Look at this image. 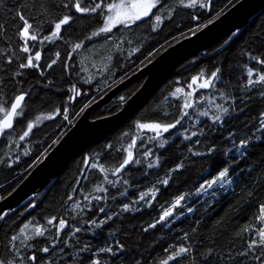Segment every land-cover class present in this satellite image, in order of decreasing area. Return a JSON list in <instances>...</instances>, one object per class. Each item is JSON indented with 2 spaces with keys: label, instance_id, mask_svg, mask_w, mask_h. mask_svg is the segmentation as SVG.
Here are the masks:
<instances>
[{
  "label": "trees",
  "instance_id": "obj_1",
  "mask_svg": "<svg viewBox=\"0 0 264 264\" xmlns=\"http://www.w3.org/2000/svg\"><path fill=\"white\" fill-rule=\"evenodd\" d=\"M235 1L214 0L209 12L201 9L198 4L188 8L180 5L178 0H166L174 11L171 18L167 16V8L158 13L164 19L155 30L152 27L154 20L146 19L130 29L120 31L122 26H117L110 34L88 40L86 37L103 26V17L63 8L62 5L68 0H2L0 93L4 100H8L19 94L20 90L31 92V97L27 99L26 115L19 123L14 122L10 139L18 140L28 120L41 113L49 114L58 107L62 110L67 105L68 117L74 119L93 98L103 95L104 92L100 93L102 90L138 70L149 53L157 55L162 48L179 40V37L196 31L197 24H207ZM18 12L29 19L33 25L30 31L38 36L37 41L28 40L30 53L21 51L24 41L18 33L22 30L23 21L17 17ZM66 14L73 15L74 21L62 28V38L43 40L44 36L51 33L54 22ZM106 35H111L112 39L105 42ZM229 37L182 62L134 117L75 157L44 197L35 198V201L38 200L35 207L29 209L28 204L13 211L0 227V256L12 259L5 247L8 240L24 223L32 221L48 229L44 237L28 241L34 245L32 249L25 250L21 246L25 257L33 251L36 253V264H91L92 259H99L101 264H137V261L139 264H159L167 255L164 249L169 246H186L191 249L190 253L179 258V264H260L252 258L260 254V249L244 257L239 253L255 237L257 230L264 227V222L257 218L260 205L264 204V128H259L262 119L260 113L264 112V97L260 91L264 90V86L257 85L252 90L245 87L246 66L264 71V66L256 64L253 59L264 58V9L231 40ZM125 39L131 43L124 42ZM81 41L85 45L96 41L103 44V51L109 52L112 58L106 70L94 69L92 76L90 69L82 70L79 51H72L74 44ZM120 43L122 49L118 50L116 45ZM133 48L139 50L129 55ZM36 51L42 53L39 62L42 67L20 69L19 64L25 62L28 55L34 56ZM56 52H60L61 57L56 65L48 69L47 64L56 58ZM68 53L72 56L70 60ZM9 55L14 56L11 63L7 60ZM217 67L221 72L214 88L198 91L188 88L192 77L198 76L201 71L208 77ZM17 72L21 75H16ZM87 74H90V78H87ZM143 81L141 79L130 84L113 99L94 109L90 117L98 119L119 111L124 101L136 93ZM73 86L81 94L69 103L68 97L72 93L69 89ZM177 88L183 91L172 95ZM190 91L193 92L191 99L196 102L195 107L188 109L189 117H185L176 129L153 139L155 135L150 130L137 127L138 123L145 122H173L180 115V108ZM220 92H224L228 98L221 97ZM216 104L229 108V112L221 114L215 108ZM204 111L208 112V116L200 115ZM215 115H222V120L214 122ZM69 123L63 115L46 120L34 128L33 134L25 141H19V146L12 144L9 147V138L0 137V160L3 161L0 162V196L5 197L13 192ZM193 133L196 135L193 136ZM229 133L232 135L229 136ZM246 137L252 139L247 148L242 149L246 155L241 157L233 145ZM133 139L136 140L134 157L140 163H133L121 173L113 175L111 170L124 158L125 149ZM161 140L167 141L163 147H160ZM213 144L217 150L210 155L206 150ZM149 149L152 154L146 157L144 153ZM90 156L95 157L94 162L103 164L109 171L102 173L98 169H85V158ZM179 163L184 166L173 171ZM150 164L152 167H149ZM224 166L230 169V184L224 187L214 185L207 192L196 191L205 179H210ZM82 172H86V180L82 179ZM105 174L108 179L116 182L115 186L107 184ZM165 178L169 180L167 185L160 183ZM77 180H82V183L77 184ZM97 185L108 191L96 192ZM73 188L77 189L75 193ZM155 188L159 189L156 198L153 199L151 195L146 197V201L151 200V206L138 200L141 193ZM70 195L71 200L68 199ZM85 195L89 197L88 200L84 199ZM181 195L185 198L176 207L173 216L156 228L144 230L158 219L163 208L171 206ZM96 196L102 199H93ZM124 204L131 205L128 211L123 210ZM189 207L193 209L192 212L187 211ZM100 208H104L105 212H99ZM106 214L112 219L104 225L96 227L89 223L93 219L98 221ZM51 216H63L69 221V226L60 234L54 254L51 248L52 241L56 240V229L47 225L46 220ZM246 226L248 231H244ZM75 228L81 231L75 232ZM117 241L124 245L119 254L113 256L98 251L109 245L115 250ZM16 243L20 246L19 241ZM85 245H88V249L82 251ZM44 246L50 247V253L39 251ZM60 248L64 249L63 253ZM26 264L30 262L26 260Z\"/></svg>",
  "mask_w": 264,
  "mask_h": 264
},
{
  "label": "snow or ice",
  "instance_id": "obj_2",
  "mask_svg": "<svg viewBox=\"0 0 264 264\" xmlns=\"http://www.w3.org/2000/svg\"><path fill=\"white\" fill-rule=\"evenodd\" d=\"M0 3H2V0H0ZM178 3L184 7L192 8L196 7L197 4L201 9H205L207 11H211L214 5V0H187V3L185 0H178ZM65 9H74L76 13L80 14H97L99 16L103 17V26L100 27L97 31H93L91 33V36L86 37V39L91 40L92 37L100 36L101 34H110L112 33L113 29L116 28L118 25L122 26L123 28L130 29L133 25H137L138 23L144 22L146 19H152L154 20V24L152 25L153 30L158 28L160 24L163 22L164 17L161 14H158L160 12H163L164 9H168L167 16L168 18H171L172 13L174 11L173 8L169 7V5L166 3V0H112V2H108V0H68L67 3H64L62 5ZM155 10V11H154ZM17 17L23 21L22 24V30L19 31V36L23 39L24 45L21 49L23 53H30L31 49L28 46V40L37 41L38 36L36 34H32L30 31L33 28V25L29 22V19H26L25 16L21 13H17ZM198 19V18H197ZM74 21V16L71 14H66L61 17H59L53 24L52 31L48 36H44L43 40L46 41H54L55 39L62 38L61 36V30L64 26H69ZM213 21H209V23H212ZM206 26V25H205ZM2 27V26H0ZM197 28H199V24H197ZM239 29H237L235 32L232 33V36H235ZM193 35H195V32H192ZM232 37L230 36L229 39ZM112 39L111 35L105 36V42L110 41ZM124 42L131 43V41H127L126 39ZM227 43V41H225ZM83 47V41L74 44L72 47V51L75 52L76 50ZM117 49H122V43L116 45ZM139 49L133 48L129 55L132 53L138 51ZM4 51H8L5 49ZM152 53H149V56H151ZM56 58L52 59L50 63L47 64V68L51 69L54 65L57 64L58 60L61 57L60 52L55 53ZM68 59H72L71 53L67 54ZM14 56L9 55L7 57L8 63H11ZM42 59L41 53L39 51H36L34 56L28 55L26 57L25 62L19 64L20 69H37L41 68L42 66L37 64L36 62L40 61ZM109 60L111 57L108 58ZM253 59L256 61V64L264 66V58L261 57H253ZM65 67H67V63H65ZM221 72V69L217 67L214 71L210 73V75L207 78H204V73L201 71V73L198 74V76L192 77V83L188 85V88H192L193 84H196L198 80L202 79L203 82L199 83L198 87L201 89H208V88H214L215 82L220 79L219 73ZM246 72H247V83L245 85L246 88L249 90L254 89L257 85L264 86V71L261 69L255 68V67H247L246 66ZM16 75H21L20 72H17ZM41 75H43V71L41 72ZM90 82V81H86ZM72 95L68 97V102L71 103L77 96H79L81 93L78 89H76L75 86L71 89ZM182 88H177L172 95H176L177 93L182 92ZM221 97H224L227 99L228 97L225 95L224 92H220ZM260 95L264 97V90L260 91ZM193 92H188L186 94V99L183 103V105L180 108V115L174 119L173 122L170 123H160L157 121L153 122H145V123H138L137 127L141 130H150L155 133V137H161L164 133H169L170 130L176 129L178 125H181L182 120L185 117H189L188 109H193L195 107V101L192 100ZM31 97V92L20 90L19 94H16L12 96L8 100H4L2 93H0V137L9 138V147H11L12 144H16L19 146V141H25L26 138L30 137L33 134L34 128H36L38 125H40L44 120H50L53 119L56 116L63 115V118L65 121L68 120V112L69 109L67 107L63 108H56L53 112L49 114H43L37 115L34 120H28L26 123V126L21 134L18 136V140H11L10 136L12 135V132L10 130L14 129V122L19 123L21 118H24L26 113L25 109L28 107L27 99ZM204 99L205 97H201ZM120 99H124L121 97ZM215 108L221 113V114H227L229 112V108L224 107L223 105L216 104L214 105ZM243 111V109H240ZM200 115L202 116H208V112L204 111L201 112ZM261 120L259 121V128H264V112L260 113ZM222 120V115H215L213 116L214 122H219ZM193 136L196 135V133L192 134ZM232 133H229V136H231ZM190 137H185V139H189ZM256 139H261V137H255ZM252 137H246L239 139L238 143H234V148L237 153L241 157L245 156L246 153L242 151V149H246L247 146L250 143V140ZM166 140L160 141V147H163L166 143ZM199 143V141H197ZM136 144V140L133 139L132 142L128 145L127 149H125L126 155L121 160L119 165L112 169V174L116 175L118 173H121L122 170H124L127 166L132 165L133 163L139 164L140 160L135 159L134 153H133V147ZM107 147L111 148V145H108ZM216 145H210L207 148L208 154H213L216 152ZM27 155V153H24ZM151 150L145 151L144 155L147 157L151 155ZM199 155V153H197ZM224 155H227V153H224ZM16 159L18 160L19 157L17 156ZM95 157H86L84 161L85 169L87 168H93L98 169L102 173H107L109 171L108 169H105L103 164L94 162ZM0 162H3L0 160ZM226 163V162H225ZM11 166V165H9ZM183 163H179L176 165V168L173 169L179 170L183 167ZM149 167H152L150 164ZM82 179L86 180L87 174L86 172L81 173ZM230 177V169L227 166L219 168V170L216 172L214 176H212L210 179H205L199 186V188L196 189L197 192H207L208 189L213 188L214 185H219L220 187H224L225 184H230L231 180ZM104 180L109 185L115 186V183L113 180L108 179L107 174L104 176ZM82 180H77V184H81ZM125 184L128 183L127 180L124 181ZM160 183L167 185L169 183V180L165 178L164 180L160 181ZM82 190V189H81ZM77 191L76 188H73V192L75 193ZM96 192H107L108 189L105 187H102L101 185H97L95 187ZM159 191L158 188L150 189L148 192H143L139 195L138 200L144 201L148 206H151V200L146 201V197L151 195L153 199L156 198V194ZM123 195V193H120ZM4 197L0 196V199H3ZM184 196H178L174 203L167 207L162 209V213L159 215L158 219L155 220L154 223H151L145 228L144 230L147 231L149 228H156L157 225L161 224L162 222H166L169 217L173 216L174 210L177 206L181 205V202L184 200ZM69 200L72 199V196L70 195L68 197ZM85 200H88L89 197L85 195ZM93 199L100 200L102 197L96 196L93 197ZM115 199V197H113ZM28 207H35L34 204H29ZM77 207H79V204H77ZM131 205L124 204L123 210L128 211L130 209ZM188 212H192L193 209L189 207L187 209ZM99 212L104 213L105 209L100 208ZM7 212H0V220H3L5 216L7 215ZM181 215H183V212H181ZM260 221L264 222V204L260 205L259 208V216L257 217ZM112 217L109 215H105L103 218L99 219L98 221L93 219L89 221V223L95 225L96 227H100L107 223L108 220H111ZM47 225L54 226L56 229V240L52 241V248L51 251L54 254L55 248L58 247L57 241L60 239V234L63 230L66 229V227L69 226V221L63 217V216H51L49 218H46ZM31 228V233H29V229ZM46 231L48 229L44 225L36 224L32 221H29L27 223H24L20 228L19 231L16 234H13L10 239L8 240L6 247V250L9 252V254L12 256V259H6L0 256V264H26V260L30 262V264H36L37 262V255L33 251L31 255H28L27 257L24 256V254L21 252V246L25 249H32L34 245L29 244L28 241L33 240L35 237H44ZM75 232H80V228H75ZM244 231H248V226L245 227ZM185 238H187V234H185ZM17 241H19V245H17ZM88 245L84 246L83 250H87ZM124 249V245L121 244L119 241L116 242L115 250L113 246L109 245L108 247H103L98 249L99 252L109 253L113 256L119 254ZM256 249H260L259 255H254L252 258L255 261H259L260 264H264V227H260L255 237L250 239L243 252L239 253L240 256L244 257L247 256L249 253H253ZM40 252L43 253H50V247L44 246L39 249ZM64 249L60 248V252L63 253ZM165 253H167L166 257L159 261V264H170V262H174V264H179V258L185 254H188L191 252V249L186 246H180L179 248H172L169 246V248L164 249ZM211 253V250H209ZM18 258V259H17ZM91 264H101V261L99 259H92ZM137 264H139V261H137ZM194 264V262H193Z\"/></svg>",
  "mask_w": 264,
  "mask_h": 264
},
{
  "label": "water",
  "instance_id": "obj_3",
  "mask_svg": "<svg viewBox=\"0 0 264 264\" xmlns=\"http://www.w3.org/2000/svg\"><path fill=\"white\" fill-rule=\"evenodd\" d=\"M263 9L264 0L235 1L224 8L225 11L223 10L222 14L215 16L211 20L212 23L208 22L206 26L196 30L195 35L190 33L172 43L138 70L105 89L103 95L93 98L78 119L58 136V141L29 170L13 192L0 199V212L8 213L3 220H0V227L13 211L28 204L35 205L38 201H35V198L38 196L40 199L43 198L75 157L130 120L182 62L229 35L233 38V32L245 28L250 20ZM141 79L144 81L140 88L124 101L119 111L98 119L90 117L94 109ZM31 208L33 207H29Z\"/></svg>",
  "mask_w": 264,
  "mask_h": 264
},
{
  "label": "rangeland",
  "instance_id": "obj_4",
  "mask_svg": "<svg viewBox=\"0 0 264 264\" xmlns=\"http://www.w3.org/2000/svg\"><path fill=\"white\" fill-rule=\"evenodd\" d=\"M224 10V9H223ZM223 10L221 11V12H219L218 14H222L223 13ZM225 11V10H224ZM215 18V17H214ZM206 24V23H205ZM204 24V25H205ZM204 25H200L199 24V27L201 26H204ZM119 26V25H118ZM196 27H197V25H196ZM124 29H126V28H123V27H121V29H120V31H123ZM199 29V28H198ZM197 29V30H198ZM101 35H104V34H101ZM187 36V35H186ZM182 37H185V35L184 36H182ZM182 37H179V39H181ZM102 38V37H101ZM101 40V39H100ZM102 45V46H101ZM103 44L100 42H98V41H96V42H92V43H90V44H88V45H85V44H83V47L82 48H80V49H78V51H79V53H78V58H79V60L81 61V68H82V70L84 71V69L85 70H87V69H92L91 70V76H92V73H94V69L95 70H98V69H102V70H106V68H107V64L109 63V61L110 60H112V58L109 60L108 58L110 57L109 55V52H106V51H103ZM40 53H41V51H39ZM153 55V54H152ZM148 56L144 61H142L141 63H140V67L141 66H143L144 64H146L148 61L147 60H149V61H151L152 59H154L155 57H156V55H154V56ZM41 57H42V53H41ZM151 58V59H150ZM147 61V62H146ZM39 62L40 61H38V62H36L37 64H39ZM143 64V65H142ZM99 65V66H98ZM85 66H86V68H85ZM85 73V72H84ZM88 76H87V78H90V74H87ZM204 78H207L206 76H204ZM203 82V80L202 79H200V80H198L197 81V83L196 84H193V86H192V88H190V90H195V91H198L199 89H201V88H199L198 87V85H199V83H202ZM190 83H192V82H190ZM189 83V84H190ZM108 88V87H107ZM107 88H105V89H107ZM72 89V88H71ZM71 89H69V92H72L71 91ZM105 89L104 90H102L100 93H102L103 91H105ZM99 93V94H100ZM71 95H72V93H71ZM96 97V96H95ZM65 107H67V105H65L64 106V108ZM82 111V109L79 111V114L80 113H82L81 112ZM78 116V114L76 115V117ZM75 117V118H76ZM35 119V117H33L32 119H30V120H34ZM69 120V122L71 121H73L74 119H68ZM44 121H46V120H44ZM43 121V122H44ZM42 122V123H43ZM70 122V123H71ZM27 123V122H26ZM41 123V124H42ZM69 123V124H70ZM40 124V125H41ZM69 126V125H68ZM67 126V127H68ZM25 128V127H24ZM24 130V129H23ZM141 130V129H140ZM64 131V130H63ZM62 131V132H63ZM151 133H153L154 135H155V133L154 132H152L151 131ZM45 155V154H44ZM44 155H43V157H44ZM42 157V158H43ZM41 158V159H42Z\"/></svg>",
  "mask_w": 264,
  "mask_h": 264
},
{
  "label": "bare ground",
  "instance_id": "obj_5",
  "mask_svg": "<svg viewBox=\"0 0 264 264\" xmlns=\"http://www.w3.org/2000/svg\"><path fill=\"white\" fill-rule=\"evenodd\" d=\"M195 32V31H194ZM191 33H192V31H191ZM187 34V33H186ZM190 34V33H189ZM186 36V35H185ZM176 39V38H175ZM174 39V40H175ZM172 42V41H171ZM175 42V41H174ZM172 44V43H171ZM224 48V47H223ZM106 49V48H105ZM104 49V50H105ZM163 49H165V48H162V50ZM209 50V49H208ZM194 57V56H193ZM151 59V58H150ZM189 60V59H188ZM149 61V60H148ZM147 62V61H146ZM143 65V64H142ZM180 65H182V64H180ZM99 66V65H98ZM179 67V66H178ZM85 68H86V66H85ZM139 68H140V66H139ZM138 68V69H139ZM92 70V69H91ZM99 70V69H98ZM100 71V70H99ZM176 71V70H175ZM105 73V72H104ZM205 73H207V72H205ZM105 76H106V73L104 74ZM127 76V75H126ZM117 77V76H116ZM121 80V79H120ZM56 84V83H55ZM133 84V83H132ZM130 86V85H129ZM141 86V85H140ZM128 87V86H127ZM59 88V87H58ZM159 89H160V87H159ZM104 92V91H103ZM155 93H157V92H155ZM169 94V93H168ZM118 95V94H117ZM123 105V104H122ZM102 106V105H101ZM83 110H85V109H83ZM119 110V109H118ZM52 111V110H51ZM115 112H117V111H115ZM80 115H81V113H80ZM80 115H78V117L80 116ZM78 117L77 118H74V120L69 124V125H72L77 119H78ZM134 117V116H133ZM96 119V118H95ZM58 141V139L56 138L55 139V141L53 142V144L50 146V148L56 143ZM49 148V149H50ZM68 166V165H67ZM67 170V169H66ZM145 170V169H144ZM149 173V172H148ZM26 175V174H25ZM25 177V176H24ZM143 177V176H142ZM143 179V178H142ZM143 185H144V183H143ZM147 185V184H146ZM142 187V186H141ZM145 187V186H144ZM145 188H147V187H145ZM142 189H143V187H142Z\"/></svg>",
  "mask_w": 264,
  "mask_h": 264
}]
</instances>
